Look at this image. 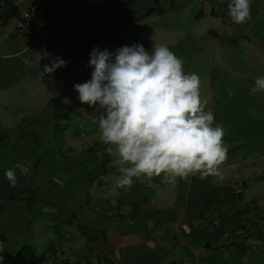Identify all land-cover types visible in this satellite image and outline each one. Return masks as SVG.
<instances>
[{"label": "crops", "instance_id": "crops-1", "mask_svg": "<svg viewBox=\"0 0 264 264\" xmlns=\"http://www.w3.org/2000/svg\"><path fill=\"white\" fill-rule=\"evenodd\" d=\"M124 1L57 0L33 36L6 35L13 17L0 27V138L20 147L0 149L3 264L7 233L15 264L18 249L45 232L49 263L264 264V92L249 91L264 74V6L236 24L228 0ZM28 4L14 0L13 14ZM133 42L149 51L166 43L200 74L206 110L229 145L222 175L116 186L120 174L92 119L101 109L82 104L73 86L90 78L94 46ZM45 51L67 66L41 77ZM17 161L29 171L17 169L12 186L4 172Z\"/></svg>", "mask_w": 264, "mask_h": 264}, {"label": "clouds", "instance_id": "clouds-1", "mask_svg": "<svg viewBox=\"0 0 264 264\" xmlns=\"http://www.w3.org/2000/svg\"><path fill=\"white\" fill-rule=\"evenodd\" d=\"M251 3L228 0L231 20L236 24L251 20ZM44 57L51 59L41 68ZM89 57L90 78L73 87L82 104L101 109L92 119L98 123L106 153L113 157L111 165L120 174L118 188L127 190L141 176L175 184L194 173L202 179L222 175L220 165L229 152L225 129L206 110L200 74L187 72L184 60L166 43H153L151 51L141 42L115 50L94 46ZM38 59L41 77L68 63L47 51L39 52ZM249 91L264 92V74L255 78ZM17 169L22 174L29 171L19 161L6 168L4 174L12 186L17 183ZM3 261L0 255V264Z\"/></svg>", "mask_w": 264, "mask_h": 264}, {"label": "built area", "instance_id": "built-area-1", "mask_svg": "<svg viewBox=\"0 0 264 264\" xmlns=\"http://www.w3.org/2000/svg\"><path fill=\"white\" fill-rule=\"evenodd\" d=\"M14 0H0V27L4 26L11 17L14 18L13 24L6 30V35L23 34L33 36L38 28L39 17H46L47 5L44 0H29L28 6L14 15L12 2ZM73 1V0H61ZM118 1V0H108ZM226 236V234H224Z\"/></svg>", "mask_w": 264, "mask_h": 264}, {"label": "rangeland", "instance_id": "rangeland-1", "mask_svg": "<svg viewBox=\"0 0 264 264\" xmlns=\"http://www.w3.org/2000/svg\"><path fill=\"white\" fill-rule=\"evenodd\" d=\"M26 4H27V2L24 5H26ZM255 6H258V8H259V7L264 6V5H263V2L260 3V2H258V0H252L251 9H253ZM16 85L21 86L22 83L18 82ZM1 129H2V127H0V137L3 136V133L1 131ZM8 143L9 142H7V141L6 142L5 141H1V138H0V146H2L0 149L1 150H8L5 153L10 154L11 153V150L14 151L16 149H20V147L17 148L13 143L11 145L10 144L8 145ZM24 235L25 236H28V237H31V235L29 233H26ZM34 239L35 240H28V243L34 245V247H35V249L37 251V254H41L50 245V237L48 236V233L47 232L41 234L39 237H35ZM1 240L4 241L3 244H5L7 246V247L4 248V250H5V257H6L5 264H11V259L12 258L9 255H10V253H13V251L9 253L8 252V248L10 249L11 248L10 246H12V247L13 246L18 247V245L17 244L15 245V243L12 244L13 241H14V239H13V237H9L8 238V233Z\"/></svg>", "mask_w": 264, "mask_h": 264}, {"label": "trees", "instance_id": "trees-1", "mask_svg": "<svg viewBox=\"0 0 264 264\" xmlns=\"http://www.w3.org/2000/svg\"><path fill=\"white\" fill-rule=\"evenodd\" d=\"M47 5L46 17L50 19L54 14L57 0H44ZM132 0H125L130 2ZM2 206L0 205V210ZM15 264H64V262L49 263L45 258V253L37 254L35 247L32 244L26 243L22 245L15 254Z\"/></svg>", "mask_w": 264, "mask_h": 264}]
</instances>
